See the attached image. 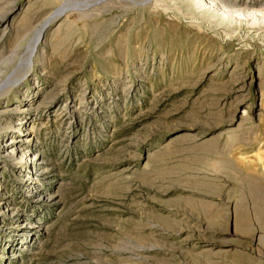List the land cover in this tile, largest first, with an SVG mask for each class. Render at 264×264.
Returning a JSON list of instances; mask_svg holds the SVG:
<instances>
[{"label":"rangeland","instance_id":"obj_1","mask_svg":"<svg viewBox=\"0 0 264 264\" xmlns=\"http://www.w3.org/2000/svg\"><path fill=\"white\" fill-rule=\"evenodd\" d=\"M196 1L0 0V264H264V0Z\"/></svg>","mask_w":264,"mask_h":264},{"label":"bare ground","instance_id":"obj_2","mask_svg":"<svg viewBox=\"0 0 264 264\" xmlns=\"http://www.w3.org/2000/svg\"><path fill=\"white\" fill-rule=\"evenodd\" d=\"M199 1V0H198ZM198 1H196V4L197 5H200L201 3H199ZM215 2L213 1V0H210V2H208V4H210V5H215L214 4ZM222 9V8H221ZM218 11H219V9H218ZM219 12H221V10L219 11ZM224 15L226 16V17H228V18H234V15L231 13H229V11L228 10H226V11H224ZM37 42V41H36ZM6 84V83H5ZM4 84V85H5ZM4 85H1L0 86V89H3L4 88Z\"/></svg>","mask_w":264,"mask_h":264}]
</instances>
